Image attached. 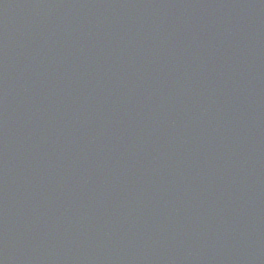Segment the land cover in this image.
Instances as JSON below:
<instances>
[{"label": "water", "instance_id": "obj_1", "mask_svg": "<svg viewBox=\"0 0 264 264\" xmlns=\"http://www.w3.org/2000/svg\"><path fill=\"white\" fill-rule=\"evenodd\" d=\"M1 113L32 264H203L175 0H0Z\"/></svg>", "mask_w": 264, "mask_h": 264}]
</instances>
